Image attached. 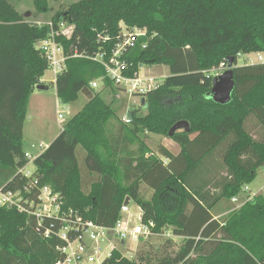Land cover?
<instances>
[{
    "label": "trees",
    "instance_id": "trees-1",
    "mask_svg": "<svg viewBox=\"0 0 264 264\" xmlns=\"http://www.w3.org/2000/svg\"><path fill=\"white\" fill-rule=\"evenodd\" d=\"M70 1L51 20L57 25L62 18L73 31L56 39L65 51L73 47L85 57L66 59L55 79L56 96L68 104L88 87L92 97L33 160L38 185L59 193L64 209L105 226L114 225L128 197L139 206L141 223L152 222V234L170 227L182 238L176 250L136 259L113 249L104 264H264L262 194L222 220L210 213L220 200L242 193L264 167V62L237 64L239 55L264 56V0ZM33 5L45 11L48 0ZM120 24L146 31L122 53L128 65L124 75L134 76L143 65L169 70L138 107L129 109L128 123L119 121L105 99V94L114 98L115 84L89 58L101 52L108 60ZM49 31L27 21L10 0H0V187L14 189L26 180L17 172L26 163L22 128L34 86L48 69L35 45ZM99 35L107 41L100 42ZM229 58L234 88L231 100L219 104L208 94L211 71ZM97 79H102L100 90L90 87ZM180 120L188 122L189 131L169 136ZM146 133L172 139L179 152L160 146L164 163L145 144ZM79 146L85 151L86 179L76 155ZM142 184L152 190L149 199L140 193ZM34 226L32 218L0 208V264L55 260L62 242L41 238Z\"/></svg>",
    "mask_w": 264,
    "mask_h": 264
},
{
    "label": "built area",
    "instance_id": "built-area-1",
    "mask_svg": "<svg viewBox=\"0 0 264 264\" xmlns=\"http://www.w3.org/2000/svg\"><path fill=\"white\" fill-rule=\"evenodd\" d=\"M36 25H47L50 28L47 37L38 41L35 46L42 52L47 67L53 72L55 79L65 68L67 58L85 57L73 47L65 51L63 44L56 39L59 35L69 38L73 31V26L67 25L62 18L57 25L51 19L45 22L38 21ZM120 28L117 42L108 60L104 59V53L101 52L89 58L101 64L105 69L106 77L126 94L142 100L143 96L148 91L157 88L161 81H156L152 77H139L138 72L131 77L124 75L123 72L128 68V65L121 59V55L126 49L135 47L139 38L146 36V31L138 28L129 30L123 24H120ZM107 39L106 36H98V40L102 43H105ZM148 39L146 38L141 42L142 48L146 47ZM256 55L259 62H264L262 53H256ZM226 68L227 63L221 62L219 67L213 69L211 73L214 77L221 74ZM97 80L90 82L91 88L96 89L98 87ZM62 117V113L57 110V118L62 119ZM122 120L125 123L130 121L129 118ZM32 147H37L40 151L34 155L25 151L26 163L17 171L20 176L26 179L25 183L14 189L0 187V208L15 209L18 213L32 218L35 222L34 229L41 238L55 237L62 242L55 247L57 253L55 260L47 264H104L105 259L110 256L115 248L113 247L106 257H102V254L108 245L113 246L114 240L125 244L126 241L130 240L137 242L138 236L152 235L150 231V227L153 226L152 222L143 224L141 221L138 223L132 221L128 205L123 204L121 206L119 217L112 226L84 220L76 211L64 209L59 193L54 192L49 185H38V176L33 160L47 146L39 143ZM30 164L33 165L32 169L29 168ZM259 193H252L248 186H244L242 193H240L244 196L241 200L239 199L240 194L231 198V201L236 204L233 210L238 209ZM128 249L130 248L128 247ZM126 258L131 259V256Z\"/></svg>",
    "mask_w": 264,
    "mask_h": 264
},
{
    "label": "rangeland",
    "instance_id": "rangeland-1",
    "mask_svg": "<svg viewBox=\"0 0 264 264\" xmlns=\"http://www.w3.org/2000/svg\"><path fill=\"white\" fill-rule=\"evenodd\" d=\"M10 2L27 21L36 24L38 21L45 22L50 20L57 11L65 9L71 1L48 0V7L45 11L37 10L33 5V0H10ZM250 61L259 63L256 53L239 55L237 58L238 65L250 63ZM168 74L169 70L165 65H143L140 66L138 70L139 77H152L155 78L156 81H162ZM40 82L44 84L46 88H35L33 90L28 101L26 117L22 128L23 148L32 155L40 151L37 147L32 146H37L39 143L47 146L50 143V139H52L56 133L61 131V127L64 123L77 113L86 101L85 96L80 93L77 100L68 104L62 103L56 96L55 77L53 72L49 69L44 72ZM97 82L98 87L96 90H100L102 87V79L97 80ZM116 89L117 91L114 98H112L111 94H105V99L108 103H111L112 107L116 110L115 113L118 119L128 118L129 109L138 107L140 104L139 99L136 104H133L135 100H137L135 99L136 97L126 94V92L118 86H116ZM57 110L62 113V119L57 118ZM162 139L163 137L161 135L147 133L145 140L150 150L155 153L158 151V144H160ZM81 154H85V151L79 146L76 150V155L80 166L83 168L85 165L84 179H86L88 167L85 161L83 164ZM29 168L32 169L33 165L30 164ZM249 186L252 193H255L256 190L259 189L260 194L264 196V167L257 170L256 176ZM140 193L143 198H148L152 194L151 190L143 184L140 186ZM243 197L244 196L240 194L239 199L241 200ZM235 206L236 205L230 200L222 199L213 208L212 212L217 215L226 211L223 216L218 218L219 220H222ZM128 208L131 216L130 219L135 223H138L140 221L141 212L139 206L133 201H130ZM181 239V237L174 236L171 233L170 227H167L161 234H152L147 237L138 236L137 242L130 240L126 241L125 244H122L120 241L114 240L113 246L108 245L106 251L102 254V257L108 256L113 247L122 255L126 257L131 256V259H136L140 255L143 256L146 252H148L149 256L158 255L163 252L165 248L169 251L176 250L181 244ZM168 240H171L173 243L170 244ZM128 247L130 249H128Z\"/></svg>",
    "mask_w": 264,
    "mask_h": 264
},
{
    "label": "water",
    "instance_id": "water-1",
    "mask_svg": "<svg viewBox=\"0 0 264 264\" xmlns=\"http://www.w3.org/2000/svg\"><path fill=\"white\" fill-rule=\"evenodd\" d=\"M232 58L228 59L227 68L219 75L212 78V87L209 91L210 98L219 104H226L231 100V93L234 88L233 81V64ZM45 89L46 87L42 83H38L34 86V89ZM81 93L90 99L92 97V92L88 87H84ZM143 102V99L141 100ZM189 124L186 120H180L175 122L168 130V135L171 136L177 130L189 131ZM129 198L127 197L124 201V205L129 204Z\"/></svg>",
    "mask_w": 264,
    "mask_h": 264
},
{
    "label": "crops",
    "instance_id": "crops-1",
    "mask_svg": "<svg viewBox=\"0 0 264 264\" xmlns=\"http://www.w3.org/2000/svg\"><path fill=\"white\" fill-rule=\"evenodd\" d=\"M252 63H258V62H252ZM260 63V62H259ZM135 99H137V100H135V102L133 103V104H136V102L138 101V99L139 98H135ZM85 103L89 100L87 97H85ZM139 102H141V99H139ZM119 120H121L120 118H119ZM122 121V120H121ZM118 124V123H117ZM114 127H116L117 125H116V122H114ZM60 132H58V133H56V135H54V137H52V139H50V142L59 134ZM147 134V133H146ZM163 137V139L161 140V142H160V144H158V148L160 147V146H162V147H164L165 149H167L169 152H171L172 154H176V153H178L179 152V150H180V146L176 143V142H174L172 139H170V138H168V137H164V136H162ZM145 139H146V136H145ZM144 139V140H145ZM145 144L147 145V143H146V140H145ZM48 146V145H47ZM148 146V145H147ZM152 152V151H151ZM153 153V152H152ZM153 154H155L156 156H158L164 163H166V159L163 157V156H161V154L159 153V151H156L155 153H153ZM81 156H82V154H81ZM90 177H93L92 176V174H89L88 175V178H90ZM96 178V177H95ZM248 186V188H249V190L251 191V188H250V186L249 185H247ZM257 192H259V189H257L256 190V193ZM151 193H152V190H151ZM260 194V193H259ZM152 195V194H151ZM151 195H150V197H151ZM150 197H148V198H145V199H149ZM231 201V200H230ZM232 202V201H231ZM233 203V202H232ZM235 204V203H234ZM217 205V204H216ZM215 205V206H216ZM236 205V204H235ZM213 210V209H212ZM212 210H211V215L213 216V218L214 219H217V220H219L218 218L219 217H221V216H223L225 213H226V211L225 212H223V213H221V214H217V215H215V214H213V212H212ZM232 211V210H231ZM226 216V215H225Z\"/></svg>",
    "mask_w": 264,
    "mask_h": 264
}]
</instances>
